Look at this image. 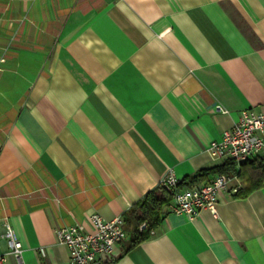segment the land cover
<instances>
[{
  "label": "crops",
  "instance_id": "0c3cea01",
  "mask_svg": "<svg viewBox=\"0 0 264 264\" xmlns=\"http://www.w3.org/2000/svg\"><path fill=\"white\" fill-rule=\"evenodd\" d=\"M249 107L264 0H0V252L5 220L23 245L4 264H71L57 228L127 215L170 169L177 189L210 181L189 179L223 163L208 147ZM234 194L193 217L170 199L104 264H264V185Z\"/></svg>",
  "mask_w": 264,
  "mask_h": 264
},
{
  "label": "built area",
  "instance_id": "2783aa9c",
  "mask_svg": "<svg viewBox=\"0 0 264 264\" xmlns=\"http://www.w3.org/2000/svg\"><path fill=\"white\" fill-rule=\"evenodd\" d=\"M214 110L225 111L220 103ZM264 150V110L253 107L243 109L231 128L224 130L221 139L213 140L208 147L214 159L222 161L232 159L240 163ZM161 183L175 187L179 179L170 169ZM240 187L237 176L226 172L217 173L210 181L177 189L173 196L171 209L178 214L193 217L206 207L216 212V203L223 191L237 192ZM90 218L94 230H87L81 222L56 229L58 240L64 242L70 251L71 264H104L117 255L118 244L126 236V222L123 215L105 218L99 212H93ZM4 227L9 239L10 250L17 259H21L23 245L16 236L13 226L8 220ZM8 252H0V264H4Z\"/></svg>",
  "mask_w": 264,
  "mask_h": 264
},
{
  "label": "trees",
  "instance_id": "16d2710c",
  "mask_svg": "<svg viewBox=\"0 0 264 264\" xmlns=\"http://www.w3.org/2000/svg\"><path fill=\"white\" fill-rule=\"evenodd\" d=\"M208 170L226 172L237 176L240 187L234 195L245 196L252 190L264 185V155L256 154L239 164L232 159H226L216 167L202 168L193 174L192 182L205 175ZM181 181L175 187L160 185L158 189L149 191L139 202L131 205L127 215L124 216L126 227L132 232V242H140L153 234L161 224L162 206L173 198Z\"/></svg>",
  "mask_w": 264,
  "mask_h": 264
},
{
  "label": "rangeland",
  "instance_id": "374dc122",
  "mask_svg": "<svg viewBox=\"0 0 264 264\" xmlns=\"http://www.w3.org/2000/svg\"><path fill=\"white\" fill-rule=\"evenodd\" d=\"M261 154H264V152H261Z\"/></svg>",
  "mask_w": 264,
  "mask_h": 264
}]
</instances>
